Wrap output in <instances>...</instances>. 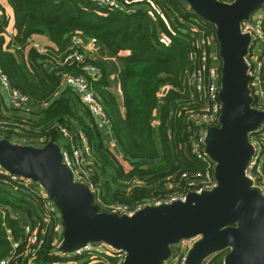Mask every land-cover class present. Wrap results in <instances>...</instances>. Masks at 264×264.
<instances>
[{"label": "trees", "instance_id": "obj_1", "mask_svg": "<svg viewBox=\"0 0 264 264\" xmlns=\"http://www.w3.org/2000/svg\"><path fill=\"white\" fill-rule=\"evenodd\" d=\"M8 1L14 9L17 33L5 47L9 20L0 21V67L12 86L30 98L33 109L26 122L20 120V125L1 129L0 138L35 146L52 140L60 146L81 147L80 134H84L94 165L92 181L107 204L134 203L183 190L189 184L182 178L183 172L204 170L205 165L191 148L199 126L189 121L188 114L199 103H192L187 70L199 38L192 26L215 32L213 23L199 16L185 0H137L130 5L132 10L109 9L89 0ZM35 34L48 36L57 49L45 54L30 48L26 59L24 50ZM78 35L95 40L120 60L124 113L108 89L110 66L87 57L86 63L101 69L100 76L92 79L84 63L60 62L74 49L85 52L72 45ZM11 46L14 52L9 50ZM64 73L90 78L120 153L105 143V133L77 93L62 83ZM164 86L169 89L161 95ZM62 128L73 136L72 144ZM12 212L20 217H12ZM23 215L32 223L40 217L31 196L15 191L8 176L0 174V260L13 250L4 222L17 244L16 251L26 248ZM53 238L52 234L47 236L33 264L60 262ZM11 264L31 262L27 258L12 260ZM210 264H224V254H216Z\"/></svg>", "mask_w": 264, "mask_h": 264}, {"label": "water", "instance_id": "obj_2", "mask_svg": "<svg viewBox=\"0 0 264 264\" xmlns=\"http://www.w3.org/2000/svg\"><path fill=\"white\" fill-rule=\"evenodd\" d=\"M185 1L216 27L222 110L219 125L207 129L206 152L216 162L218 186L132 216L101 211L94 193L75 181L58 142L35 146L0 138V164L39 182L59 207L61 250L105 243L127 252L123 264H163L174 244L200 235L185 264H202L224 252V264H264V197L244 174L253 153L249 133L264 121V110L253 107L245 60L251 36L241 31V22L264 0Z\"/></svg>", "mask_w": 264, "mask_h": 264}, {"label": "built area", "instance_id": "obj_3", "mask_svg": "<svg viewBox=\"0 0 264 264\" xmlns=\"http://www.w3.org/2000/svg\"><path fill=\"white\" fill-rule=\"evenodd\" d=\"M100 6L109 9L132 10L130 5L137 0H89ZM232 3L235 0H223ZM192 31L199 34L197 50L192 51V64L187 70L188 84L193 90L192 103H199L198 107H191L189 110V121L199 130L191 140V148L197 159L205 165L204 170L198 172H183L182 178L189 181L188 186L179 191L167 193L166 195L152 198H143L134 203L114 202L104 203L101 199L98 187L92 181L94 165L90 159V148L87 138L80 134L81 147L72 144L73 136L66 128H62L65 138L70 139L72 147L61 146L63 161L74 174L75 181L85 184L94 193V202L101 211L115 212L120 215H134L147 206H158L170 204L175 201H186L190 192L203 193L218 186L215 176L216 162L206 152L207 129L210 126H218L222 110L220 100L221 89V58L219 55V44L216 32H208L200 25H193ZM241 31L251 36L248 53L245 56L247 63V74L249 76V89L253 98V107L264 110V9H259L252 14L250 19L241 22ZM74 38L75 45H79L77 37ZM41 53L48 54L50 48L38 42L32 43ZM80 46V45H79ZM85 52L74 49L68 53L63 64L76 62L84 63V70L92 78H98L101 69L91 63H86ZM64 85L72 87L81 101L89 108L96 119L98 128L103 131H110L111 123L105 111L102 101L97 97L86 74L64 73L62 77ZM8 76L0 67V130L12 128V125H20L21 121H27V115L33 109L30 98L11 87ZM169 86H164L161 95H164ZM18 117V122L15 121ZM21 120V121H20ZM249 141L253 146V153L244 170L246 178L251 182L253 188H257L264 197V121L249 133ZM43 146V145H42ZM0 174L8 176L9 182L15 191H21L30 195L38 209L40 217L33 223L24 224V235L26 248L18 253L10 231L6 227L8 238L13 242V250L10 256L0 260V264H11L12 260L27 259L32 263L36 259L38 251L46 243L49 234L54 235L53 242L56 246L55 254L60 258L56 264H84L83 259L87 258V264H123L127 252L117 249L105 243L87 242L70 251L61 250L62 244V217L57 204L50 197L48 191L37 181L22 175L12 174L0 164ZM201 238L200 235L185 238L174 244L171 255L163 264H185L189 251ZM202 264H205L204 261Z\"/></svg>", "mask_w": 264, "mask_h": 264}, {"label": "crops", "instance_id": "obj_4", "mask_svg": "<svg viewBox=\"0 0 264 264\" xmlns=\"http://www.w3.org/2000/svg\"><path fill=\"white\" fill-rule=\"evenodd\" d=\"M5 18L9 20V24L6 27L5 34H4L6 37V43H5V47H6L8 44L13 42V37L15 36L17 31H16L15 26H14L15 25V16H14L13 7L10 5L8 0H0V21L5 19ZM75 37L78 38L79 45H80V46L79 45H77V46L82 47L85 50V53L89 58H91L93 60H97V61L102 62V63H105L108 66H110L111 76H110V80H109L108 89L115 95L116 100L118 101L120 108H121L122 112L124 113L125 112L124 105H123L124 98H123V92H122V87H121V81L119 78V73H120V70L122 67L120 60L116 56H112V55H110V53L106 52L100 46V44H98L95 40L88 38V37L81 36V35H78ZM34 42H38L41 45L46 46L50 49H52V48L57 49L56 43L53 42L52 40H50V38L48 36L41 35V34H35L29 39V44L26 47V49L24 50V56L26 59H28L29 49L35 48L32 44ZM72 42H73L72 45L73 44L75 45L74 38L72 39ZM9 50L14 52L15 47L11 46V48H9ZM50 68H51V66H50ZM50 68H48V69H50ZM155 123H157V121H155ZM104 133H105V135H104L105 143L114 152L120 153L119 145H118L116 139L114 138L112 130L110 129V131H106ZM12 217L17 218V217H20V215H18L15 212H12ZM21 217L23 220L22 221L23 224L30 221L26 215H23Z\"/></svg>", "mask_w": 264, "mask_h": 264}, {"label": "rangeland", "instance_id": "obj_5", "mask_svg": "<svg viewBox=\"0 0 264 264\" xmlns=\"http://www.w3.org/2000/svg\"><path fill=\"white\" fill-rule=\"evenodd\" d=\"M260 9H264V6L262 7V8H260ZM36 142H38L39 143V140H35ZM13 142H15V143H17L16 141H13ZM21 143L20 144H25L24 142H22V141H20ZM223 254H225V252L223 253ZM215 255L216 254H212V255H210V256H208L205 260H204V263L205 264H209V262L215 257ZM88 261L89 260H87V258L85 259H83V263H88ZM80 264V263H79Z\"/></svg>", "mask_w": 264, "mask_h": 264}, {"label": "flooded vegetation", "instance_id": "obj_6", "mask_svg": "<svg viewBox=\"0 0 264 264\" xmlns=\"http://www.w3.org/2000/svg\"><path fill=\"white\" fill-rule=\"evenodd\" d=\"M209 264H210V262H209Z\"/></svg>", "mask_w": 264, "mask_h": 264}]
</instances>
